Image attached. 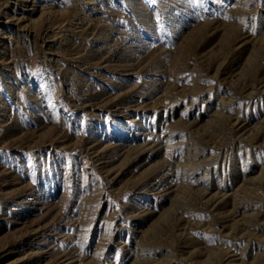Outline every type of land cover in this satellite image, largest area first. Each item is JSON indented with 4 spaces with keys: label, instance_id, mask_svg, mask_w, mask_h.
<instances>
[{
    "label": "rangeland",
    "instance_id": "obj_1",
    "mask_svg": "<svg viewBox=\"0 0 264 264\" xmlns=\"http://www.w3.org/2000/svg\"><path fill=\"white\" fill-rule=\"evenodd\" d=\"M0 264H264V0H0Z\"/></svg>",
    "mask_w": 264,
    "mask_h": 264
}]
</instances>
